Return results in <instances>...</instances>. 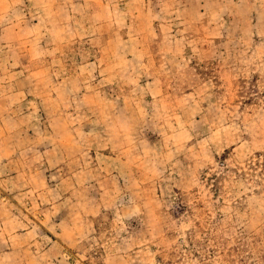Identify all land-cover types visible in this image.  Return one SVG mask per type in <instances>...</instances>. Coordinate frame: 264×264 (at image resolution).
<instances>
[{"label": "rangeland", "instance_id": "374dc122", "mask_svg": "<svg viewBox=\"0 0 264 264\" xmlns=\"http://www.w3.org/2000/svg\"><path fill=\"white\" fill-rule=\"evenodd\" d=\"M0 264H264V0H0Z\"/></svg>", "mask_w": 264, "mask_h": 264}]
</instances>
